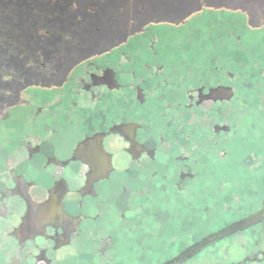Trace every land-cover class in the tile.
<instances>
[{
  "label": "flooded vegetation",
  "instance_id": "1",
  "mask_svg": "<svg viewBox=\"0 0 264 264\" xmlns=\"http://www.w3.org/2000/svg\"><path fill=\"white\" fill-rule=\"evenodd\" d=\"M0 264H264V0H0Z\"/></svg>",
  "mask_w": 264,
  "mask_h": 264
}]
</instances>
